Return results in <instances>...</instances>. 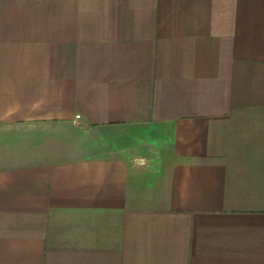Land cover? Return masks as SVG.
I'll return each mask as SVG.
<instances>
[{"label": "crops", "instance_id": "obj_1", "mask_svg": "<svg viewBox=\"0 0 264 264\" xmlns=\"http://www.w3.org/2000/svg\"><path fill=\"white\" fill-rule=\"evenodd\" d=\"M0 264H264V0H0Z\"/></svg>", "mask_w": 264, "mask_h": 264}]
</instances>
